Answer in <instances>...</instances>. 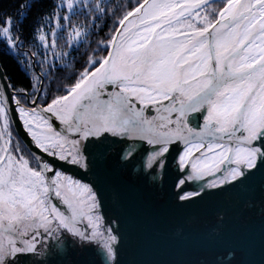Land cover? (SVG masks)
I'll return each mask as SVG.
<instances>
[{"label": "snow or ice", "instance_id": "1", "mask_svg": "<svg viewBox=\"0 0 264 264\" xmlns=\"http://www.w3.org/2000/svg\"><path fill=\"white\" fill-rule=\"evenodd\" d=\"M210 2L137 0L101 42L106 55L90 57L65 94L45 106L19 99L26 91L0 90V264H20L40 248L51 250L49 261L40 264H51V257L59 256L57 245L67 238L115 257L118 237L103 224L94 188L45 157L86 170L90 141L104 156L109 137L141 138L160 145L144 166L162 168L171 143L184 140L187 149L179 163L195 175L178 180V187L214 176L225 161L235 166L210 186L243 183L264 166V0H223L211 11ZM94 10L105 12L102 5ZM72 32L81 35L76 28ZM51 35L55 45L56 33ZM0 42L21 47L10 18L0 25ZM151 106L159 117L146 114ZM197 113L204 114L200 131L187 126ZM17 119L40 154L27 152L14 138ZM57 119L64 134L53 127ZM201 149L193 160V150ZM133 152L128 145L123 158Z\"/></svg>", "mask_w": 264, "mask_h": 264}, {"label": "water", "instance_id": "2", "mask_svg": "<svg viewBox=\"0 0 264 264\" xmlns=\"http://www.w3.org/2000/svg\"><path fill=\"white\" fill-rule=\"evenodd\" d=\"M222 1L212 0L210 5ZM4 80L8 78L0 63V90L7 91L11 85L9 81L8 85L3 84ZM146 114L160 115L155 106L149 107ZM204 122L203 113L192 114L187 126L200 131ZM52 123L64 134L65 126L58 119ZM12 126L28 152L40 154L22 121L17 119ZM104 144L107 152L100 156L101 146L88 143L86 170L45 158L64 174L94 188L103 224L118 237L115 257L110 258L93 245L81 246L67 238L57 245L59 256L51 257V264H220L206 257L216 254L231 255L237 259L236 264H264V166L254 170L243 183L210 186L213 180L219 183L227 168L235 166L225 161L220 172L201 178L205 186H198L193 179L190 193L194 195L183 200L180 197L188 188H183L185 183L178 187L177 181L191 174L179 162L172 169V163L187 149L184 140L171 143L162 168L144 166L160 145L141 138L117 137H109ZM128 145H132L134 152L124 159ZM215 219L203 230L196 227L195 221ZM50 251L40 248L36 255L21 258L20 264L49 261ZM225 261L229 262H221Z\"/></svg>", "mask_w": 264, "mask_h": 264}, {"label": "trees", "instance_id": "3", "mask_svg": "<svg viewBox=\"0 0 264 264\" xmlns=\"http://www.w3.org/2000/svg\"><path fill=\"white\" fill-rule=\"evenodd\" d=\"M136 4L137 0H0V25L10 18L21 40L19 49L0 42V63L13 91H26L35 99L43 84L41 106L64 95L88 67L90 57L106 55L101 42L109 40L117 21ZM22 5L27 7L22 9ZM95 5H102L105 12L94 10ZM222 5L223 1L213 3L209 10ZM62 17L68 19H58ZM73 28L81 33L79 37L72 32ZM53 32L55 45L47 43L52 42ZM40 35H45L44 41L39 39ZM18 98L23 100L21 96ZM12 132L28 152L13 126Z\"/></svg>", "mask_w": 264, "mask_h": 264}, {"label": "bare ground", "instance_id": "4", "mask_svg": "<svg viewBox=\"0 0 264 264\" xmlns=\"http://www.w3.org/2000/svg\"><path fill=\"white\" fill-rule=\"evenodd\" d=\"M41 91H42V87H41V90H40V93L41 94ZM202 125V123H200V126ZM199 126V127H200ZM54 127V126H53ZM55 128V127H54ZM178 162L179 160L175 161L172 163V169H176L177 168V165H178ZM225 163V162H224ZM220 170L222 169V163L218 165ZM61 171V170H60ZM188 173H190L191 175H193V172L191 171L190 168H188ZM185 178V177H184ZM196 182H197V185L198 186H205V180L204 179H201V178H196ZM192 183H193V180H187L185 182V186L183 187L184 189H187V188H191L192 186ZM212 219V218H211ZM216 221V219L214 221H204V220H200V221H195V224H196V227L198 229H205L206 227H209L208 225H212V223H214ZM206 257H208L207 259H212L214 260L215 262H220V264H236V261L237 259L234 258L233 256L231 255H217L215 257H212L211 255H206ZM224 260H229V262H226L225 263H222L221 261H224Z\"/></svg>", "mask_w": 264, "mask_h": 264}, {"label": "rangeland", "instance_id": "5", "mask_svg": "<svg viewBox=\"0 0 264 264\" xmlns=\"http://www.w3.org/2000/svg\"><path fill=\"white\" fill-rule=\"evenodd\" d=\"M68 1H71V0H68ZM75 1V0H74ZM47 43H52V42H47ZM47 49V51H48V48H46ZM42 87H43V84H42ZM41 90V89H40ZM39 93H40V91H39ZM39 93H38V96H36L35 97V100L37 99V104L38 105H40V103H39ZM21 98L23 99V101H27V100H31V99H34V98H32L31 97V94H26V95H24V96H21ZM30 107L32 106V105H29ZM41 106V105H40ZM57 129V128H56ZM58 130V129H57ZM59 131V130H58ZM205 150L204 149H201L199 152H197V151H195V150H193V155H192V157H193V160H195L197 157H201V153L202 152H204ZM219 165V164H218ZM190 190H191V188H188L187 189V191H186V193H190ZM185 193V194H186Z\"/></svg>", "mask_w": 264, "mask_h": 264}]
</instances>
